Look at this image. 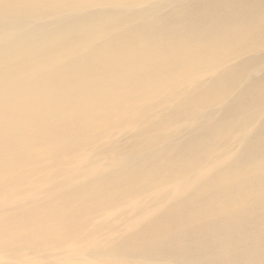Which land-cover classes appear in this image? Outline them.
Masks as SVG:
<instances>
[{
  "label": "bare ground",
  "instance_id": "bare-ground-1",
  "mask_svg": "<svg viewBox=\"0 0 264 264\" xmlns=\"http://www.w3.org/2000/svg\"><path fill=\"white\" fill-rule=\"evenodd\" d=\"M257 66L264 0H0V264H264Z\"/></svg>",
  "mask_w": 264,
  "mask_h": 264
},
{
  "label": "rangeland",
  "instance_id": "rangeland-1",
  "mask_svg": "<svg viewBox=\"0 0 264 264\" xmlns=\"http://www.w3.org/2000/svg\"><path fill=\"white\" fill-rule=\"evenodd\" d=\"M263 74H264V68L262 66L254 67L252 69L251 80L254 81L256 79H259L263 76ZM164 112H166V110L163 109L158 114H162ZM219 115L220 113L216 112L214 118H216ZM158 118L159 117H156L155 119H153V121H157ZM184 123H187L188 125H192V123L187 122V121H184ZM184 123H179V125H181L182 128L186 127ZM135 126L136 125H128V126L124 125L121 128L113 129L108 135H106V137L100 140V143H104L107 146H113L115 143H117L120 146H128L129 144H131V141H129V137L133 138L131 133L137 132L141 128V126L139 125H137V127ZM134 127L135 129H133ZM98 158L100 159V164L91 165V163H97L94 161L98 160ZM98 158L94 157L93 155L87 154L85 156L79 157L78 159H75L74 163L71 165V168L76 170L78 175H83L86 171L88 173H86L84 177L94 176L95 174H98L102 170L99 167L102 163H109V160L104 156L98 157ZM50 185H51L50 183H43L41 187L46 188ZM32 195L34 194L32 193V194H28L24 196V200H28V198ZM129 206L132 209V211L129 214H127V216H124L118 220H115V215H116L115 212H114L115 214L111 212H110L111 214L108 213L110 215L107 216V220L111 222L114 221L113 226H111L110 229L107 228L106 230L100 232L98 234L99 239H101L102 241L114 240L117 243L120 238L135 231V229H127V226L137 216V211H135V209H141L138 207L146 206V203L145 201H140V202L131 204ZM147 209L151 210V207L148 206ZM105 216L103 218H105Z\"/></svg>",
  "mask_w": 264,
  "mask_h": 264
}]
</instances>
